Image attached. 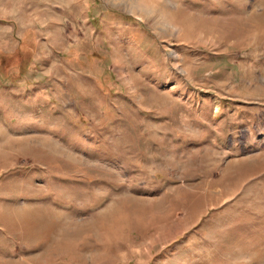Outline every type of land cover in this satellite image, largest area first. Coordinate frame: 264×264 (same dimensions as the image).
<instances>
[{"label": "rangeland", "instance_id": "obj_1", "mask_svg": "<svg viewBox=\"0 0 264 264\" xmlns=\"http://www.w3.org/2000/svg\"><path fill=\"white\" fill-rule=\"evenodd\" d=\"M0 264H264V0H0Z\"/></svg>", "mask_w": 264, "mask_h": 264}]
</instances>
